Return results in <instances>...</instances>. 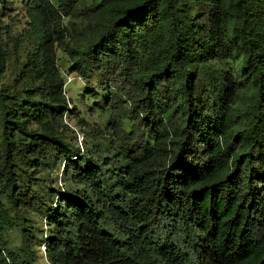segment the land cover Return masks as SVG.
<instances>
[{"label":"trees","instance_id":"obj_1","mask_svg":"<svg viewBox=\"0 0 264 264\" xmlns=\"http://www.w3.org/2000/svg\"><path fill=\"white\" fill-rule=\"evenodd\" d=\"M20 2L18 37L0 20V264H37L6 233L63 160L50 264H264V0ZM58 49L109 93L102 161L58 131Z\"/></svg>","mask_w":264,"mask_h":264},{"label":"rangeland","instance_id":"obj_2","mask_svg":"<svg viewBox=\"0 0 264 264\" xmlns=\"http://www.w3.org/2000/svg\"><path fill=\"white\" fill-rule=\"evenodd\" d=\"M21 0H5L6 11H0V20L4 25L12 26V34L18 37L27 27L26 9ZM56 3V0H52ZM58 66L66 81V95L69 107L72 112L63 119L62 125L58 128L62 140L70 144L73 149L81 150L84 156L98 157L97 149H103L107 141L112 139V130L109 126L110 111L106 106L109 93L99 88L97 78L89 81L83 80L77 74L70 72V59L63 49L57 50ZM98 93L96 99L92 93ZM99 104L100 106H97ZM129 122L126 121V129ZM85 158V157H81ZM65 161L54 163L53 168H40L32 175L31 184L37 194H41L45 202H41L38 209H32L21 218L14 219V224L7 230L6 239L11 249L17 252H25L27 249L25 236L30 235L32 239L31 255L36 259L37 264H50L46 255V238L54 236V229L48 218L49 205L53 201L52 190L64 191L63 167ZM108 175L104 185L113 187L116 177L112 175V167H105ZM33 171V170H32ZM31 171V172H32ZM56 201V199H54ZM14 217L15 214L12 213Z\"/></svg>","mask_w":264,"mask_h":264}]
</instances>
